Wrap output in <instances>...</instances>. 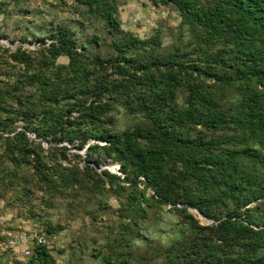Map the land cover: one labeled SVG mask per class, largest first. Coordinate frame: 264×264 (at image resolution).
Returning <instances> with one entry per match:
<instances>
[{
  "label": "trees",
  "instance_id": "trees-1",
  "mask_svg": "<svg viewBox=\"0 0 264 264\" xmlns=\"http://www.w3.org/2000/svg\"><path fill=\"white\" fill-rule=\"evenodd\" d=\"M75 1L112 34L107 57L95 53L98 33L79 39L67 25L43 29L52 40L40 33L35 50L0 44V198L43 191L50 205L70 191V204L96 211L109 191L136 225L158 220L163 206L178 217L167 264H264V0H160L194 37L186 50H165L160 32L125 30L116 0ZM120 114L132 124L119 129ZM65 141L89 142L85 157L73 153L83 166L65 161ZM108 160L121 174L93 165ZM64 228L49 224L47 236ZM134 246L118 264L148 261ZM29 256L13 264L52 259L49 245Z\"/></svg>",
  "mask_w": 264,
  "mask_h": 264
},
{
  "label": "rangeland",
  "instance_id": "rangeland-1",
  "mask_svg": "<svg viewBox=\"0 0 264 264\" xmlns=\"http://www.w3.org/2000/svg\"><path fill=\"white\" fill-rule=\"evenodd\" d=\"M116 1L125 30L145 38L160 32L165 50L174 49L178 45H182L184 50L195 48L191 43L194 37L187 28L181 27V13L173 4H166L160 0ZM80 9L75 0H0V44L8 47L10 51H15L19 46L35 50L42 42L39 39L40 33L45 35L46 44L52 40L43 29L52 24L55 28L58 25H67L76 29L79 39L98 33L100 44L95 47V53L107 57L112 34L105 30L94 15H87L84 18ZM82 20L86 21V24L82 23ZM23 35H27L26 40H21ZM195 45L197 46L196 43ZM3 53L4 51L0 50V61L6 64L7 55ZM67 61L68 58L65 56L58 59V62ZM21 122L19 121L18 129L23 128ZM132 122L133 120H128L120 114L118 127L123 129ZM28 134L31 138L40 140L33 131ZM95 141L90 139L89 142ZM89 142L78 148L79 141L73 143L65 141L63 144L70 147L69 156L65 161L77 162L83 166L85 161L75 158L73 153H80L85 157ZM43 145L46 148L51 147L46 141H43ZM104 162L101 165L93 162V165L101 172L107 168ZM120 167V164H115L114 170H110L121 174ZM69 192L50 201L49 205L48 196L43 191L30 192L20 198L17 190H7L0 198V231L5 228L18 231L29 229L39 230L47 235L49 224L64 225L63 230L47 236L52 253L50 264H108L103 256L113 259L118 264L123 251L130 245H135L134 251L138 252V255L150 251L148 261L138 264H167L171 258L177 256V253L168 251L167 247L182 235L183 228L169 206L162 207L158 220L153 221L151 218L146 221L139 220L136 225L133 221L134 213L124 209L121 200L109 191H105L102 196L104 202L96 211L92 205L85 208L80 201L70 204L73 193ZM83 197L86 199V196ZM192 210L201 223L213 222L196 209ZM27 246V243H19L13 253L3 252L4 249L0 247L1 263L29 262L30 256H24ZM93 252L101 256L95 258L92 256Z\"/></svg>",
  "mask_w": 264,
  "mask_h": 264
},
{
  "label": "built area",
  "instance_id": "built-area-1",
  "mask_svg": "<svg viewBox=\"0 0 264 264\" xmlns=\"http://www.w3.org/2000/svg\"><path fill=\"white\" fill-rule=\"evenodd\" d=\"M19 243L28 244L24 251V256H29L35 246L48 245L49 240L47 235L39 230L30 231L29 229H24L18 231L5 228L0 231V247L4 250L8 248L15 249Z\"/></svg>",
  "mask_w": 264,
  "mask_h": 264
},
{
  "label": "water",
  "instance_id": "water-1",
  "mask_svg": "<svg viewBox=\"0 0 264 264\" xmlns=\"http://www.w3.org/2000/svg\"><path fill=\"white\" fill-rule=\"evenodd\" d=\"M116 164V162L115 161H113V160H108V161H105L104 162V166H106L107 168H109V169H112V170H114L113 169V166ZM202 216H204L199 210H197Z\"/></svg>",
  "mask_w": 264,
  "mask_h": 264
}]
</instances>
